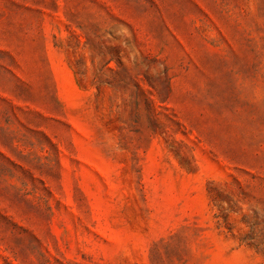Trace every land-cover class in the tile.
Returning a JSON list of instances; mask_svg holds the SVG:
<instances>
[{
    "label": "rangeland",
    "instance_id": "rangeland-1",
    "mask_svg": "<svg viewBox=\"0 0 264 264\" xmlns=\"http://www.w3.org/2000/svg\"><path fill=\"white\" fill-rule=\"evenodd\" d=\"M0 264H264V0H0Z\"/></svg>",
    "mask_w": 264,
    "mask_h": 264
}]
</instances>
